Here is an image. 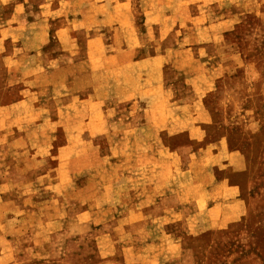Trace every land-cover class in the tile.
I'll return each mask as SVG.
<instances>
[{"label":"rangeland","instance_id":"rangeland-1","mask_svg":"<svg viewBox=\"0 0 264 264\" xmlns=\"http://www.w3.org/2000/svg\"><path fill=\"white\" fill-rule=\"evenodd\" d=\"M0 264H264V0H0Z\"/></svg>","mask_w":264,"mask_h":264},{"label":"crops","instance_id":"crops-1","mask_svg":"<svg viewBox=\"0 0 264 264\" xmlns=\"http://www.w3.org/2000/svg\"><path fill=\"white\" fill-rule=\"evenodd\" d=\"M190 155H192V154L190 153ZM205 178H206V179H204L205 182L208 183L207 188H206V191L208 192V194H209V192L214 190L213 188H224L225 190H228L230 192L229 193L230 198L228 200L230 204L225 205L221 209L220 213L217 215V218H219V220H220V218L223 216L235 215L237 212V209H238V203H237V198H236V194H235V191H236L235 186L227 185L224 180H218L211 173L205 174ZM202 184H200V185H202ZM217 222H219V221L218 220L212 221V223L210 225H208V228L216 227L215 225L218 224Z\"/></svg>","mask_w":264,"mask_h":264}]
</instances>
